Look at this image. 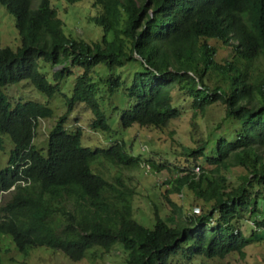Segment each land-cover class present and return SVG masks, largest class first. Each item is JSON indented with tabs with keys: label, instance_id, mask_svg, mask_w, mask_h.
<instances>
[{
	"label": "trees",
	"instance_id": "trees-1",
	"mask_svg": "<svg viewBox=\"0 0 264 264\" xmlns=\"http://www.w3.org/2000/svg\"><path fill=\"white\" fill-rule=\"evenodd\" d=\"M0 3L20 37L17 49L0 47V154L4 135L11 143L7 165L0 161V264L11 252L6 241L25 258L48 248L96 261L120 244L125 264H224L233 253L245 257L257 233L264 239V0H92L89 21L103 29L92 43L66 33L52 0ZM213 41L231 49L227 59ZM23 81L49 100L61 95L67 107L47 155L34 139L38 121L55 112L34 101L12 105L5 89ZM81 104L93 131L120 139L83 146L82 130L66 128ZM188 111L189 129L168 133ZM116 123L124 133L137 126L170 134L167 152L177 162L146 160ZM145 164L174 173L155 190L195 198L189 214L190 198L170 199L183 219L169 221L156 207L152 228L135 220L129 172Z\"/></svg>",
	"mask_w": 264,
	"mask_h": 264
},
{
	"label": "rangeland",
	"instance_id": "rangeland-1",
	"mask_svg": "<svg viewBox=\"0 0 264 264\" xmlns=\"http://www.w3.org/2000/svg\"><path fill=\"white\" fill-rule=\"evenodd\" d=\"M92 0L77 2L75 4H68L64 0H52V5L58 12L60 19L65 23V30L68 35H72L75 38H83L89 43L99 41L103 36V29L93 22L89 21L90 17L95 14L96 10L91 4ZM212 45L216 46L218 51V59L225 60L230 56L231 49L223 47L220 42L213 41ZM20 45L19 33L15 27V19L7 9L0 3V47L9 46L13 49H17ZM41 64V63H40ZM51 71V67H48ZM74 77L69 81L70 86L63 90L67 96H71V82ZM5 93L9 97L12 105L18 102L34 101L42 104H48L55 112L54 118L51 119H41L37 123L36 136L34 139V144L38 149H44L47 146V140L49 133L55 123V121L63 116L67 111L65 102L61 95L49 100L44 95L40 94L35 90V88L30 84V81H23L20 84L8 86L5 89ZM221 106L215 108L213 111V116H217L221 113ZM218 113V114H217ZM187 118L182 122L177 121L178 125L176 128L173 126L167 129L170 133L175 130L176 133H184L189 129L188 116H192L190 111L185 113ZM93 122V116L91 111L86 107V105H77L72 115L66 123V128L69 131H77L81 129L83 132V146H88L94 148L95 145L99 147H108L113 145L120 138H116L115 133L113 134H103L102 132H95L90 128ZM115 130H118V135H122L127 140L134 141L136 145V153L139 151L143 154L146 160H154L160 164H167L168 162L176 163L173 156L168 154L169 143L173 142L170 140V134L165 132H159V130L153 128H140L133 127L125 132L116 123L114 125ZM163 131V130H160ZM186 134V133H185ZM184 137L181 136V139ZM5 149L0 154V161L5 166L7 165L9 159V152L11 149L10 138L4 135ZM189 139L187 138V143ZM149 153V154H148ZM47 155V148L43 152ZM203 164V162H202ZM1 166V165H0ZM204 166V165H203ZM2 167V166H1ZM148 164L144 165V168L137 170L135 172L130 171V175L134 178V185L136 186L137 195L134 199L135 203V220L144 225L145 227L152 228L154 226L155 220L153 218V210L158 208H165L166 212L163 214L167 217L169 221H179L184 217L178 213L172 211L170 207V199L177 203L178 205L184 203V200L191 199L183 207L184 213L189 214L192 210V206L195 204V198L192 195L189 196L187 191H183L182 194H169L165 191V187L154 189L153 185L156 183L168 184L171 183L174 173L169 170H163L162 172L152 173ZM202 170L199 172L201 173ZM9 198V195H5L2 202H5ZM198 206V205H197ZM247 231H250L251 225L245 227ZM247 235L251 237L249 232ZM259 239L257 242H253L245 249V257L239 256L237 253L229 255L225 260L220 261L224 264H264V239L262 240L261 232L256 234ZM2 248H9L10 254L4 256L5 264H125L126 255L121 249V245L118 244L111 252L104 253V257L96 261L82 260L80 262H73L69 260L62 252L53 251L48 248H39L33 251L29 257L25 258L24 254H20L13 243L6 241L2 243ZM13 258L14 261H10ZM217 263L216 262H210Z\"/></svg>",
	"mask_w": 264,
	"mask_h": 264
},
{
	"label": "clouds",
	"instance_id": "clouds-1",
	"mask_svg": "<svg viewBox=\"0 0 264 264\" xmlns=\"http://www.w3.org/2000/svg\"><path fill=\"white\" fill-rule=\"evenodd\" d=\"M18 103H19V102H18ZM16 104H17V103H16ZM16 104H15V105H16ZM197 170L199 171V169H197Z\"/></svg>",
	"mask_w": 264,
	"mask_h": 264
}]
</instances>
